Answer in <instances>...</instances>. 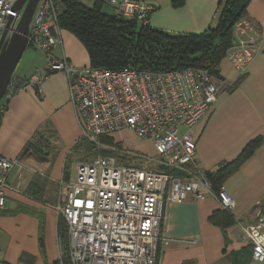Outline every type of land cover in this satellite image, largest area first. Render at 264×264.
<instances>
[{"label":"built area","instance_id":"obj_1","mask_svg":"<svg viewBox=\"0 0 264 264\" xmlns=\"http://www.w3.org/2000/svg\"><path fill=\"white\" fill-rule=\"evenodd\" d=\"M17 1L0 0V40L11 16L14 22L8 28L9 36L21 18L23 10L15 9ZM109 3L115 14L144 24L154 10V5L141 0ZM64 7V0L39 1L28 43L47 53L46 67L25 78L12 75L0 100V117L22 89L31 86L40 90L48 74L63 71L81 138L99 153L88 161H78L75 175L64 174L59 181L63 191L55 210L65 223L68 249H63L59 236L57 264H66L64 257L69 264H157L159 244L172 240L162 231L169 202L181 203L189 195L195 199L212 196L225 210L231 212L236 206V201L224 194V186L216 191L208 172L199 166L195 135L196 124L233 82L194 66L153 72L74 65L65 55L51 54L63 45L59 15ZM234 34L235 42L226 57L242 75L260 51L261 39L256 23L248 17L237 21ZM123 130L150 140L159 158L102 139ZM37 138L39 135L34 140ZM26 164L21 158L0 155V208L5 206L4 189L10 186L7 176L13 169L40 173ZM242 229L253 258L263 261L264 214L259 215L257 224L242 225ZM0 264L10 263L0 260Z\"/></svg>","mask_w":264,"mask_h":264},{"label":"crops","instance_id":"obj_2","mask_svg":"<svg viewBox=\"0 0 264 264\" xmlns=\"http://www.w3.org/2000/svg\"><path fill=\"white\" fill-rule=\"evenodd\" d=\"M80 1L93 7L97 0ZM100 1L102 11L115 14L109 0ZM141 1L154 5L147 22L151 27L200 34L217 24L221 0H182L178 6L175 0ZM247 11V17L258 27L260 52L241 81L222 91L195 126L196 157L207 172L236 160L251 140L264 138V0H250ZM62 38L63 45L52 49V55H65L77 66L91 65L86 46L74 33L62 29ZM26 55L20 74L14 73L21 78L46 67L48 61L47 53L36 47ZM220 73L228 83L240 76L227 57L220 63ZM38 134L46 143L44 150L30 143ZM123 134L136 136L131 130H123L116 133V138L122 139ZM81 136L63 71L48 74L40 90L30 86L9 101L0 119V155L21 158L40 173L15 168L7 176L10 186L4 189L6 202L0 208V260L10 264H53L59 259V217L55 210L63 191L59 181L68 157L74 160L76 156L72 147ZM143 142L152 143L137 141L134 148L144 147ZM47 145H59V149L53 152L54 148L48 150ZM222 185L224 194L236 201L230 213L233 222L221 225L213 220L214 213L223 208L212 196L195 199L189 195L181 203L169 202L162 231L172 240L162 245L159 264H264V260L253 258L251 243L242 229V225L257 224L259 215L264 214V141L228 174Z\"/></svg>","mask_w":264,"mask_h":264},{"label":"trees","instance_id":"obj_3","mask_svg":"<svg viewBox=\"0 0 264 264\" xmlns=\"http://www.w3.org/2000/svg\"><path fill=\"white\" fill-rule=\"evenodd\" d=\"M249 2L250 0H221L217 24L200 34L172 33L151 27L148 23L144 24L138 20H129L117 14L105 13L102 11L100 0H97L93 7L84 5L80 0H64L65 7L59 15V24L62 29L71 31L84 43L89 53L90 64L94 67L112 69L133 67L139 70L160 72L194 66L206 68L210 73L221 78L220 63L226 58L228 49L235 42V25L238 20L247 16ZM181 3L182 0L174 1L176 6ZM243 77L244 73L232 83L230 89ZM102 139L114 143L112 136H103ZM263 141V137L251 140L236 160L222 165L216 171H208L213 188L219 191L228 174L235 170L244 158ZM30 143L39 150H42L43 145L46 144L41 141L40 135L37 140L33 138ZM83 143L84 138H80L72 150L78 153L85 146L89 150L95 148L90 142L85 146ZM50 148L51 146L47 145V149L50 150ZM28 151L27 148L24 155ZM98 153L96 151V155ZM88 160L84 158L83 161ZM64 174L66 177L69 176L67 165ZM230 213L222 209L215 212L212 218L215 222L226 225L234 220ZM58 235L62 238L63 249L67 251L68 235L62 218H59ZM161 248L160 243L157 264L160 263L162 255ZM58 260L53 264H57ZM64 261L69 264L67 257H64Z\"/></svg>","mask_w":264,"mask_h":264},{"label":"water","instance_id":"obj_4","mask_svg":"<svg viewBox=\"0 0 264 264\" xmlns=\"http://www.w3.org/2000/svg\"><path fill=\"white\" fill-rule=\"evenodd\" d=\"M40 0H18L15 9L22 11L14 33L7 35L9 26L14 22L11 16L7 26L3 31L0 40V100L5 93L7 85L15 73L24 51L29 46L28 35L30 33V23Z\"/></svg>","mask_w":264,"mask_h":264},{"label":"rangeland","instance_id":"obj_5","mask_svg":"<svg viewBox=\"0 0 264 264\" xmlns=\"http://www.w3.org/2000/svg\"><path fill=\"white\" fill-rule=\"evenodd\" d=\"M244 17H247V16H244ZM243 18V17H242ZM235 35V34H234ZM37 48V47H36ZM32 49H35V46H33V45H29L28 46V48H27V52L25 53L24 52V54H23V56H22V58H21V60H20V62L18 63V66H17V68H16V74H20L19 73V68H21V67H23V65L25 64V59H26V57H27V53L29 52V50H32ZM260 52V51H259ZM258 52V53H259ZM257 53V54H258ZM256 54V55H257ZM255 55V56H256ZM255 56H254V58H255ZM253 58V59H254ZM252 59V60H253ZM251 60V61H252ZM250 61V62H251ZM234 64V63H233ZM250 64V63H249ZM248 64V65H249ZM234 66H235V64H234ZM236 67V66H235ZM248 67V66H247ZM119 132H117V134H118ZM121 136V135H120ZM121 137H123L122 139H120V140H118V137L116 138V133L113 135V142H114V144H116V146H118V147H120V148H127V149H131V150H133V151H137V152H143V154H146V155H149V156H151V157H154V158H156V159H158L159 158V155L155 152V149H154V147H153V145H152V143H150V142H143L144 143V147H142V148H139V149H135L136 147H135V145H136V142L137 141H144V140H142V139H140V138H138L137 136H134V135H132V134H123V136H121ZM91 143V142H90ZM86 139H84V143H83V146H85L86 144L87 145H89L90 144ZM92 144V143H91ZM135 147V148H134ZM54 148V150H53V152H56L58 149H59V145L58 146H56V147H52L51 146V148L50 149H53ZM97 151V149H96V147L95 148H92V149H88V147H82L81 149H80V152H76L77 154H75L74 153V150H72V152L76 155L75 157H74V160L72 159L71 160V156H69L68 157V159H67V161H66V165H67V170H69V171H72V176H74L75 175V166H76V163L78 162V161H83L84 160V158H86V159H91V158H94L95 157V155H96V151ZM97 156V155H96ZM152 165H155V164H152Z\"/></svg>","mask_w":264,"mask_h":264}]
</instances>
